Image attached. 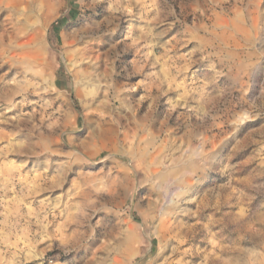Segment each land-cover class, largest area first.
<instances>
[{"label":"rangeland","instance_id":"1","mask_svg":"<svg viewBox=\"0 0 264 264\" xmlns=\"http://www.w3.org/2000/svg\"><path fill=\"white\" fill-rule=\"evenodd\" d=\"M31 1L0 0V264H264V0Z\"/></svg>","mask_w":264,"mask_h":264},{"label":"bare ground","instance_id":"2","mask_svg":"<svg viewBox=\"0 0 264 264\" xmlns=\"http://www.w3.org/2000/svg\"><path fill=\"white\" fill-rule=\"evenodd\" d=\"M32 1L34 2V4L36 3V0H32ZM32 1H31V2H32ZM44 3H45V2H44ZM16 6H17V3H16ZM41 6H43V5H41ZM44 8H45V7H44ZM13 9H14V8H13ZM37 11H38V10H37ZM7 12H8V11H7ZM39 16H40V15H39ZM45 17L47 18V14H45ZM39 18H40V17H39ZM46 20H47V19L44 20V22L41 24L40 28L37 29V28L35 27V28L32 30V32H33V31L35 32V31L37 30L38 33H42L43 27L46 25V22H45ZM24 24H25V23H24ZM34 24H35V23H34ZM25 25H26V24H25ZM31 25H32V24H31ZM37 31H36V32H37ZM34 36H36V35H34ZM41 37H42V36H39V38H41ZM36 38H37V37H36ZM40 40H41V39H40Z\"/></svg>","mask_w":264,"mask_h":264}]
</instances>
